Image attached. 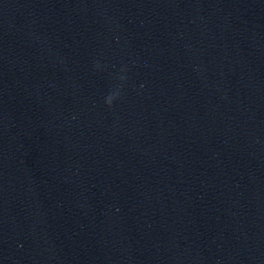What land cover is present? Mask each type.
<instances>
[{"label": "water", "instance_id": "obj_1", "mask_svg": "<svg viewBox=\"0 0 264 264\" xmlns=\"http://www.w3.org/2000/svg\"><path fill=\"white\" fill-rule=\"evenodd\" d=\"M0 264H264V0H0Z\"/></svg>", "mask_w": 264, "mask_h": 264}, {"label": "clouds", "instance_id": "obj_2", "mask_svg": "<svg viewBox=\"0 0 264 264\" xmlns=\"http://www.w3.org/2000/svg\"><path fill=\"white\" fill-rule=\"evenodd\" d=\"M121 71H123V69H121ZM119 79L124 80L125 77L121 76V77H119ZM117 95H118V93H113V94L108 95L105 98V104H107L110 107L112 105L113 100L116 98Z\"/></svg>", "mask_w": 264, "mask_h": 264}]
</instances>
